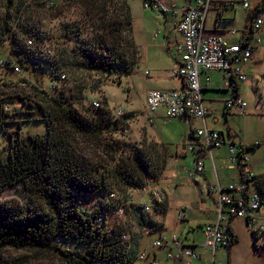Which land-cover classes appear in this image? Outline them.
Wrapping results in <instances>:
<instances>
[{"label": "trees", "instance_id": "trees-1", "mask_svg": "<svg viewBox=\"0 0 264 264\" xmlns=\"http://www.w3.org/2000/svg\"><path fill=\"white\" fill-rule=\"evenodd\" d=\"M46 1L51 5L45 6ZM69 2L82 10L89 35L80 36L82 20L73 22V26L63 24L60 37L73 41L69 50L61 45L52 46L49 36L30 22L33 11L53 7V0H3V9H0V57L10 56L22 70L47 72L50 83L55 82L53 89L49 86L39 89L41 86L29 84V94L2 93L0 96L2 116L8 119L14 115L3 112L2 108L12 105L15 98L26 107L15 112L17 115L37 114L39 119L33 120L44 123L43 135H27L22 140L18 133L20 124L5 121L15 123L17 129L8 133L7 157H0V251L12 248L50 253L59 264H135L139 261L137 239L131 236V241L124 242L121 236L127 234L125 230L119 225L107 227L105 223L117 206L126 207L128 198L116 203L107 195L141 188L147 181L156 180L165 168L168 151L159 144L162 153L151 157L150 150L144 146L130 150L110 146L105 139L125 131L131 114L116 116L105 97L96 99L97 108L89 105L94 100L82 112L74 108V104H82L84 100L83 88L64 87L66 77L59 78L60 74L65 75L64 69L94 70L111 75L119 84L135 67L138 51L131 33L130 8L125 0H62L64 4L60 8L65 9ZM259 7H264V0ZM61 9L48 15L55 18L61 15ZM78 137L97 148L103 146L106 157L109 152L118 154L121 150L126 156L108 157L113 164L109 167L100 160L101 156L89 157L84 150H78L75 142ZM256 146L248 148L252 150ZM18 184L28 197L25 204L1 198L5 188ZM251 184L264 201V174L253 176ZM94 196L97 199L91 209L81 206V198ZM128 205L133 208L139 226L150 233H162V225L146 217L140 206ZM166 210V200L154 204L156 214L163 215ZM152 253L146 256V259L151 257L150 263L155 255ZM26 263L25 257L6 260L0 257V264Z\"/></svg>", "mask_w": 264, "mask_h": 264}, {"label": "rangeland", "instance_id": "rangeland-1", "mask_svg": "<svg viewBox=\"0 0 264 264\" xmlns=\"http://www.w3.org/2000/svg\"><path fill=\"white\" fill-rule=\"evenodd\" d=\"M128 6L131 8V18L133 20V29L132 36L137 45H139V36L141 35V28L143 21L147 28L151 31H158L164 35V28L162 24L163 15L161 12L157 11L156 8L153 9H144L142 7L141 0H125ZM166 1V0H163ZM174 2L180 1L182 5V0H171ZM223 2L233 3L235 9V17L238 23L242 22L245 16V12L241 3L246 2L248 8H252L256 3L262 0H222ZM53 7L50 8H40L39 10L33 11L30 15L31 24L38 28L41 32H45L50 39V44L52 46L61 45L67 50L73 46V41L69 38L60 37L61 32H63V24H68L73 26L75 21H83L81 28V38L88 37V32L86 29L84 16L82 10L78 8L76 4L66 3L68 7L61 9L60 6L64 3H61L62 0H53ZM162 2V1H161ZM3 9V0H0V9ZM61 9V15L52 18L48 14L56 13L57 10ZM2 11L0 10V14ZM143 19V20H142ZM142 23L140 25V22ZM159 21L158 23H156ZM259 38V42L256 43V48L253 51L252 59L249 61L247 70L245 69L246 83L241 85L240 89V98L246 103L245 113L243 115H234L228 118L227 126L235 132L239 140H234V142L240 143H253L257 144L254 151L247 153V163L250 166L253 176H259L264 174V29L257 31L255 35ZM57 47V46H56ZM162 58H165L166 54L163 52L161 55ZM77 62H80L79 60ZM80 67V66H79ZM170 69V68H169ZM141 72H137V75H132L129 80V90L124 81L120 80V83L117 84L116 78L105 73L97 72L94 70L87 69H78L70 68L64 69L65 81L64 87L68 89L71 86L82 87V94L84 100L82 104H74V108L82 112V108L88 106V103L91 100L106 98L108 107L116 116L117 112L120 110L131 114L130 119L127 122L126 130L123 132H118L114 134L110 139L106 138L105 141L108 144H112V147L116 149V146L123 147L124 150L138 149L140 147L150 150V156L156 157L162 153L160 148V143L157 141L148 138L145 134L146 130H149L148 122L145 117V105L144 109L141 110V97L146 88L149 87L150 81L148 76L143 73V66L140 67ZM151 75V74H150ZM20 79L26 80L28 83L20 81ZM37 80V82H36ZM0 81V96L2 93H8L13 95L15 93L29 94L30 85L41 86L39 89H47L50 84V78L47 72H40L33 70L32 68L28 70H22L19 75L11 76L10 73H7L5 76V81L7 86H4ZM40 83V85H39ZM126 86V87H125ZM210 96H219V98H226L228 95H219V94H204V98H210ZM216 98V97H214ZM14 102L10 105L8 114L13 113L12 117L8 119L2 114H0V123H2V129L0 126V157L5 159L7 157L9 137L8 133L10 131L16 132L17 126L15 123H5V121L12 120L17 121L20 124L19 137L20 139H26L27 135H43L44 133V123L39 120L37 114L33 116L26 115H17L18 111H23L26 107L22 106L18 100L13 99ZM127 100V101H126ZM215 107L219 108L217 103L214 104ZM131 109L133 111H131ZM137 111V112H135ZM121 115V113L119 114ZM123 115V114H122ZM37 117V118H36ZM199 121V120H197ZM193 126H196L194 119L190 121ZM154 124V123H153ZM218 124L216 127L221 132H225L224 126ZM199 125V122H198ZM189 122L185 120H157L152 127V130L156 131V136L161 141L171 144L173 147L180 146L182 144V139L185 135L189 133ZM185 133V134H183ZM14 138V135H10ZM78 150H84L86 154L90 157L92 154L95 156H101V161L107 163L109 167H113V164L110 163L109 158H117L121 154L126 156L123 150L117 153L109 152V156H105L103 151V146L97 148L94 144L85 141L83 138L78 137L76 139ZM116 143V144H115ZM226 149V147H225ZM214 151L213 160L217 168L218 175H226L230 179L232 172L227 169V152ZM108 150V148H107ZM116 151V150H115ZM118 151V149H117ZM126 152V151H125ZM127 153V152H126ZM192 153L189 151L185 158L170 159L164 175L158 176L156 180L161 181V184L166 187V192L168 194V210L167 214L163 219L164 229L161 234L165 237L174 235L179 241L184 244H189L192 241L195 242L197 246V252L199 254L207 253V249L202 246L204 242L203 234L200 230L199 225L208 221V218L214 219L215 212V193L207 196L205 193L201 194L200 191H205L208 185H210L203 178V174H198L193 177L192 170L193 167V157ZM216 158V159H215ZM204 166L207 171V176L210 181H214V173L211 165V159L208 154L204 157ZM195 164V163H194ZM193 168V169H192ZM220 177V176H219ZM164 179V183H163ZM197 184H196V182ZM159 184V182H156ZM156 183L152 181H147L148 184L147 190L152 189ZM212 184V183H211ZM207 186V187H206ZM117 188L113 186V189ZM118 190V189H117ZM122 191V192H121ZM250 192H255L253 186H250ZM112 193V192H111ZM128 198V203L126 207L117 206L114 212H111L107 217L105 223L107 227H112L113 225H119L124 230L126 235H128V240L131 241L132 237H135L138 241L139 248L138 252H145L148 255H151L152 252L156 251L157 260L160 264H175L165 261L164 250L162 248L157 250H152L151 243L157 238V233H148L147 229H144L142 226H139L137 220L134 216L135 212L131 206L128 204L139 205L140 203L149 204V196L142 195L140 192H135L134 189H125L120 190L114 194L112 198L111 194L107 195V198L113 199L116 203H121L123 198ZM1 198L3 200H8L16 204L22 205L28 201V197L21 185H15L13 187H7L1 193ZM97 197L91 198H81V206L87 207L88 209L95 205ZM202 199V200H201ZM37 201V200H36ZM41 203V202H40ZM185 209L187 213V221L178 222V211ZM201 209H206L202 211ZM147 217L155 221H160L161 218L157 217L154 211L145 214ZM208 215V216H207ZM192 229V231H191ZM235 231L239 237V244L233 247L231 253V262L233 264H264V253H254L251 247V237L250 233L244 223L241 220L235 224ZM132 236V237H131ZM0 257L3 260L17 257H25L26 264H59L57 258L50 253H37L29 249H12L5 248L0 251ZM151 257L140 260L135 264H151ZM226 249H218L215 254V261L221 264H228L227 262ZM166 262V263H164Z\"/></svg>", "mask_w": 264, "mask_h": 264}, {"label": "built area", "instance_id": "built-area-1", "mask_svg": "<svg viewBox=\"0 0 264 264\" xmlns=\"http://www.w3.org/2000/svg\"><path fill=\"white\" fill-rule=\"evenodd\" d=\"M141 2L144 9L156 8L162 14L170 16H176L180 10L177 24L180 40L174 44L179 61L171 70V75L180 78L182 86L174 90L146 92L144 112L148 124L154 123L155 113L161 108L165 110V115L170 119H184L187 122L194 118L202 120L209 110L202 106L199 75L208 72H217L221 76V89L228 93V97L225 99L227 111L242 114L246 103L236 97V90L238 84L246 81L243 64L251 58L253 45L258 43L259 39L252 35H246L241 42L229 44L222 37L206 35L204 20L211 0H182L179 9L175 5H163L158 0H141ZM50 5V1L45 2V6ZM241 5L244 9L248 8L246 2H242ZM220 6L234 8L231 2H220ZM260 29H264V7L257 8L251 19V30L257 32ZM234 32L235 30H231L230 34L232 35ZM28 44L31 45V42L29 41ZM48 53H51L49 49ZM20 72L22 69L10 56L4 54L0 57V81L3 80L4 85L7 84L6 73L17 76ZM59 78L63 80L65 75L60 74ZM206 82L209 84L208 78H206ZM54 84L55 82L50 83L49 88L53 89ZM89 105L91 108H97L99 102L94 100ZM9 108V105L3 106V112L8 111ZM120 113L121 115H119ZM117 114L122 116L120 110ZM194 134L199 141L191 148L196 155L191 176L195 177L204 170V157L207 154L210 157V148L222 146L227 147V169L235 175L231 176L225 186L221 187L217 170L212 167L215 182L206 188L207 192L215 193V217L213 221L202 227L204 237L202 246L208 250L206 253L207 264H221L215 261V252L218 248H226L231 243V232L226 225L229 220H244L246 227L254 232L256 237H261L264 242V211L260 212L264 201L257 191H249L253 174L246 167L247 158L243 155L242 143L227 141L222 132L211 130L204 123L201 127L194 129ZM147 188L148 184L141 188H134L135 192L149 196V204L140 203L138 205L144 213L154 211V204H160L166 200L165 191L161 187L154 185L150 190ZM200 193L203 194V191ZM111 196L114 198V194ZM188 213L184 209L178 211V221H184ZM148 233L150 232L148 231ZM127 238L126 234L121 236L124 242H128ZM150 246L152 250L162 248L167 262L194 264V262L202 260L196 245H186L174 235L165 237V235L157 233V238ZM146 256L147 253L143 251L137 253L139 261L145 260ZM154 256L151 264H158Z\"/></svg>", "mask_w": 264, "mask_h": 264}, {"label": "crops", "instance_id": "crops-1", "mask_svg": "<svg viewBox=\"0 0 264 264\" xmlns=\"http://www.w3.org/2000/svg\"><path fill=\"white\" fill-rule=\"evenodd\" d=\"M158 1L161 4L166 5V6L175 5L178 9L181 6L180 1H179V3L171 1V0H166V1L158 0ZM211 1L212 2L210 5V8L208 9V12H207L205 20H204V33L206 35L222 37L229 44L241 42L246 35H252L255 38H258L257 36H255L257 34V32H253L251 30V19H252L253 13L257 10L260 2L256 3L251 9L250 8L244 9V10H247V12H245L244 19L242 22L238 23L236 20V17H235L236 15H235V9L234 8H223V7H221L220 2H223L222 0H211ZM130 13H131V8H130ZM162 15H163L162 24H163V28H164V35L162 34V31L160 33L158 31L149 30L147 28V25H145V22L143 21V23H142L143 19L141 21H139L140 25L142 23V27H143V29L141 28V35L139 36V42H140L139 45L136 44V42L132 36L133 41H134L136 48H137V51H138V59L136 61V65L133 68V70L131 71V73L127 77L121 78V81L124 78L126 79V82L124 81V83L128 87H126V86L125 87L128 88V90H129L128 82L131 79V76L133 74L137 75V72L138 73L141 72L140 67L143 66V73L148 76V80L150 81V85L148 88L145 89V91L142 94L141 110L144 109L143 104H144V96H145L146 92H148L150 90H157V91L174 90V89H179L182 86L181 79L171 75V70L173 68H175V66L177 65V63L179 61V56L176 54V52L174 50V44L178 43L180 40L179 34L177 32V24L179 21L180 10H178V13L176 16H170V15H164V14H162ZM218 18H220V19H218ZM158 22L159 21H157L156 23H158ZM132 29H133V20H132ZM231 30H235L234 34H232V35L230 34ZM255 48H256V43L253 45V51L255 50ZM253 51L251 54V58L248 60L247 63H249V61L252 59ZM163 52L166 54L165 58H162V56H161V55H163ZM247 63L243 64L244 74H245L244 70L245 69L247 70V67L249 65ZM206 78L209 79V84H207ZM246 81H247V79H246ZM246 81L238 84V86H237L236 97L239 99H241L240 98L241 85L245 84ZM220 82H221V76L217 72H208L207 74L202 73L199 75V83L201 85L200 96L202 99V106L209 111H208V113H206L204 115V118L202 120L198 119V118L197 119L194 118L196 126H193L192 123L189 122V126H190L189 127V133L183 137L182 144L180 146L173 147V146H171V144H167V143L161 141L160 139H158L156 136V131L152 130V127L157 120H164V119L184 120V119H170L165 115V110L162 108L158 109L156 111L154 124L149 126V130H146L145 134L148 138L154 140L155 142L157 141L158 143L163 144V146H165L167 151H168V154L165 157V168H164L163 172L159 175L160 178L162 175H164L166 168H167V164H168L170 159L185 158L190 151L192 153L191 156L193 157V161L195 163V158H196L195 151H193L191 148L199 140L196 138V136L194 134V129L201 127L202 123H204V125L211 130L221 132L218 129L221 127H216V126L223 122L222 126H224L226 131L222 132V133L225 136L226 140L229 142H234V140H236V139L239 140L238 135L235 132H233L230 129V127L227 126L226 124H227L229 117L234 116V115H237V116L243 115L245 113L246 106H245L244 112L242 114H239V113L234 112V111L228 112L227 108L225 107V99L228 96L226 98H223V99H221V98H219V96H215V95H213V96L206 95L210 98H204L203 97L204 94L228 95V93L226 91L221 89ZM214 97H216V98H214ZM215 103H217L219 105V108L214 106ZM126 111L127 110H124V112H122V111L121 112H122V114H124V113H126ZM131 111H133V110L131 109ZM135 112H137V111H135ZM197 120H199V121H197ZM191 121H192V119H191ZM198 122H199V125H198ZM183 134H185V133H183ZM252 145H255V144L243 143V147H244L243 155L245 157L247 156L248 152L255 150V147L252 150L250 148H248L249 146L251 147ZM225 147L226 146H222L219 148H210L209 153H210L211 165L216 170H217V168L215 165V161L213 160L214 159L213 158V152L218 151V153H219L220 151H223V149H225ZM224 151L227 152V147ZM227 160H228V153H227ZM194 163H193V167H194ZM246 167L251 172V169H250V166L248 165V163H247ZM201 174H203V178L205 180H208L207 182L209 184H211V183L213 184L215 182V180L212 182L208 178L207 171L205 170V166H204V170L200 173V175ZM218 176H220L219 177V185L221 187L225 186V184L228 182L229 178H227V176L224 174H222V175L220 174ZM231 176H235V175L232 174V175H230V177ZM153 182L154 183L159 182V184L156 183L155 186H159L165 191L167 210H168V194L166 192V187L163 186L161 184V181H159V180H153ZM163 183H164V179H163ZM196 184H197V182H196ZM251 186H253V185H251ZM254 189H255V187H254ZM249 191H250V189H249ZM255 191H256V189H255ZM204 193L207 196H210L211 194H213L212 192H207L206 190L203 191V194ZM213 200H215V199H213ZM167 210H166L165 214H163V215H159V214H156V212H154L157 217L161 218L160 221H156V222L160 223L162 225L163 229H164L163 219L167 214ZM201 210L206 211V209H201ZM262 211H264V204H263L260 212H262ZM144 214H148V213H144ZM214 216H215V212H214ZM213 220L208 218V221H206L205 223H203L201 225H199L200 223H198V226H200L199 228H200L201 232H202L203 225L206 223H209ZM238 220H241L245 225V222L242 219L229 220L226 223V225H228V229L231 232V238H232L231 243L226 248H218L219 250L220 249H226L228 264H233L231 262V253L233 251V247H235L239 244V237L237 235V232L235 231V224L238 222ZM184 221H187V219H185ZM178 222H183V221H178ZM245 227H246V225H245ZM191 231H192V229H191ZM249 233H250V237H251V247L253 249L252 251L254 253H264L263 239L261 237H259V238L256 237L254 235V232H252V231H249ZM189 244L195 245V242L192 241ZM189 244H187V245H189ZM218 249L216 250L215 254L217 253ZM154 254L156 255V252H154ZM201 256H202V260L194 262V264H207L206 253L201 254ZM154 257L157 259V255ZM164 263H166V262H164ZM158 264H160V263L158 262Z\"/></svg>", "mask_w": 264, "mask_h": 264}]
</instances>
